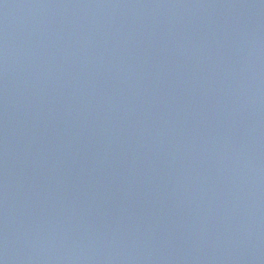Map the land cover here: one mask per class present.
Returning <instances> with one entry per match:
<instances>
[{
	"label": "water",
	"instance_id": "1",
	"mask_svg": "<svg viewBox=\"0 0 264 264\" xmlns=\"http://www.w3.org/2000/svg\"><path fill=\"white\" fill-rule=\"evenodd\" d=\"M0 264H105L44 157L1 58Z\"/></svg>",
	"mask_w": 264,
	"mask_h": 264
}]
</instances>
